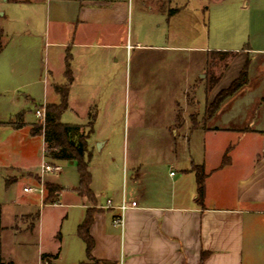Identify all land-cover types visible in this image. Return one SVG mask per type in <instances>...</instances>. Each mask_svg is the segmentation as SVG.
<instances>
[{"label": "crops", "instance_id": "crops-1", "mask_svg": "<svg viewBox=\"0 0 264 264\" xmlns=\"http://www.w3.org/2000/svg\"><path fill=\"white\" fill-rule=\"evenodd\" d=\"M157 1L161 0H155L147 7L144 2V10L165 11L163 5V8L156 6ZM167 2L170 5L173 0ZM257 4H260L258 9L264 11V0ZM129 11V0H50L45 12V35L48 38L46 45L54 50L48 57L44 76L41 77L40 72L37 74L30 65L23 68L12 65L11 77H25L29 81L9 90L14 94L20 88H28L24 98L34 99L31 96L36 93L37 84L43 81L42 104H58L60 97L56 86L67 83L69 65L72 81L68 86V107L70 103L74 105L81 101L80 95H88L90 97L84 99L89 106L86 119L89 121L90 114L95 111L92 115L96 120V106L101 103L97 104L99 99L94 96L101 95L111 86L116 93L119 84L116 80L118 72L112 63L119 60L114 55L127 48ZM174 48L187 49L189 66L184 77L174 70L170 76L173 81L169 84L174 87L172 93H163L155 103V127L164 128V133L148 139V150L145 151L138 136L123 142L124 181L128 180L134 192L102 201L105 189L96 185L100 180L110 181L112 176L104 167L96 171L90 167L93 201L77 192L79 185L71 188L54 178H41L38 168L50 158L45 156L44 134L33 133L37 120L22 118L18 125L0 121V161L7 160L6 166L0 168V176L8 185L7 197L11 196L12 186L22 180L29 184L24 185L22 193L32 195L23 203L27 209L18 218L27 221L33 213L28 209L33 207V199L43 201V195L38 192L24 190L39 187L40 184H36L39 178L62 188L56 203L44 204H60L64 189L71 188L77 193L82 200L77 229L87 212L92 214L90 254L86 241L77 230L72 261L66 264H264V112L253 113L258 127L234 129L229 126L239 117L250 116V106L258 100L257 91L248 93L246 80L238 91L223 101L211 118L207 116V108L215 96L228 89L241 75L248 57L253 54L264 57V47H252L248 42V46L240 51H226L237 56L212 90L205 83L202 72L207 65V53L212 50L195 46ZM194 48L200 50L193 51ZM256 82L261 83L260 80ZM247 100L250 103L245 105ZM243 110L247 114H242ZM84 123L78 125L85 126ZM230 133L239 135L236 136L238 143L233 147L226 145ZM112 142L110 137L89 138L92 150L96 143L100 144V150H105ZM108 152H114L113 147ZM226 154L228 162L223 165ZM18 158L26 163L20 166ZM166 166H176L178 170L177 173L170 171L169 182L165 178L166 169H163ZM195 166L203 167L206 175L202 203L198 202ZM83 199L87 201L83 202ZM108 200L112 207H107ZM123 201L136 202L137 206L125 211L122 227L114 223V217L119 213L117 206ZM0 208L2 223L1 204ZM37 218L28 229H36L40 213ZM58 234L61 244L58 251L42 253L51 256L47 260L52 264L68 253L64 251L67 242L60 232ZM2 255L6 261L16 264L7 259L3 251Z\"/></svg>", "mask_w": 264, "mask_h": 264}, {"label": "rangeland", "instance_id": "rangeland-1", "mask_svg": "<svg viewBox=\"0 0 264 264\" xmlns=\"http://www.w3.org/2000/svg\"><path fill=\"white\" fill-rule=\"evenodd\" d=\"M49 1L0 0V36L3 46L0 51V121L18 125L21 119L25 118L30 121L37 120L36 125L44 124L36 115L37 109L46 110V105L42 104L43 81L37 84L36 93L31 96L34 99L24 98L28 88H20L14 94L9 89L29 81L25 77H11L12 65L19 68L30 65L37 74L40 72L41 77L44 76L48 57L54 50L53 47L46 45L48 38L45 35V12ZM259 1L262 3V0H173L169 5L167 0H161L157 1L156 6L163 8V5L166 10L150 12L144 10V2L147 7L155 0H129L127 48L114 55L119 60L112 63V67L114 68L115 65L118 72L116 80L119 84L116 93L111 86L101 95L94 96L95 99H99L96 103L101 104L96 106L97 117L91 139L110 137L116 142H112L105 150H100L96 143L92 150L90 167L95 171L104 167L112 174L110 181L100 180L96 185L105 189L102 201L134 192L128 180L124 181L126 166L123 142L127 141V138L131 141L133 137L138 136L142 139L141 148L145 151L148 150L149 145L146 141L165 131L164 128L155 127V103L163 93L167 91L169 94L172 93L174 87H170L169 84L173 81L170 80V76L174 70L180 71V77H184L185 69L189 66L187 49L174 47L195 46L212 50L207 53V65L202 69L205 83L209 90H212L237 56L233 52L222 54L213 50L240 51L244 46H248V42L252 47H264V11L258 9ZM170 8H179V11L169 16ZM200 48L192 50L199 51ZM246 62H248L246 88L248 93L257 91L258 100L255 105L250 106L248 112L250 116L239 117L229 124L230 128L234 129L258 127L253 113L264 112V57L253 54ZM211 77L215 79V83L210 86ZM238 78H241V75ZM257 80L261 81L262 86L256 82ZM111 82L115 83L114 80ZM180 83H176V87ZM80 96L82 100L74 105L70 103L61 119L63 123L85 122L84 131L88 136L91 131L90 123L86 119L89 106L84 99L90 96ZM57 99L59 100L58 97ZM248 103L250 100H247L245 105ZM94 113L95 111H92V114ZM242 114H247L246 110H243ZM236 136L239 135L234 133L227 135L226 145L232 147L237 145L239 138ZM111 147L114 152L109 153ZM17 161L20 166L26 163L22 158H18ZM47 162L55 161L49 159ZM5 164L7 160H1L0 168L5 167ZM58 164L61 165L62 171L59 174H45L44 178L51 177L63 186L77 187L79 173L76 162L60 161ZM163 169H166L167 182L170 171L176 173L178 171L176 166L172 168L166 166ZM40 170L41 165L38 172ZM41 183L46 187L47 182L39 178L36 184ZM24 185L29 184L22 180L13 185L11 196L7 197L8 185L0 176L4 256L12 259L16 264H52L51 261L42 260V253L58 251L61 245L58 240L60 232L67 242L64 251L67 250L68 253L63 259L55 261V264L70 263L74 248L73 240H78L77 225L82 210V200L70 188L63 190L60 204H44L48 196L45 191L43 201L33 199V207L28 208L33 213L26 218L27 221L20 220L18 215L27 209L23 203L32 198V195L22 193ZM85 201L87 200L83 199V202ZM39 213L40 219L37 222ZM35 218H37L36 229H28Z\"/></svg>", "mask_w": 264, "mask_h": 264}, {"label": "trees", "instance_id": "trees-1", "mask_svg": "<svg viewBox=\"0 0 264 264\" xmlns=\"http://www.w3.org/2000/svg\"><path fill=\"white\" fill-rule=\"evenodd\" d=\"M171 1V0H168ZM179 11V8H170L168 15H174ZM2 42L0 36V51L2 50ZM218 53H227L226 51H217ZM247 64L246 62L243 70L241 71V78L236 79L228 89L220 91L213 102L207 108V116L211 118L220 105L225 101L226 98L232 96L238 89L243 86L247 80ZM67 83L62 86H56V92L60 97L58 104H47L46 105V119L44 124L34 125L33 133H43L46 143L45 156L54 161H75L79 173V186L77 192L80 195H85L89 200L93 201L95 196L91 188V172H90V161L92 158V149L89 144V138L94 132L95 116L90 114V133L88 136L85 135L84 126L78 124H66L61 121L62 114L68 107V86L72 81L70 66L68 65L66 71ZM241 80V81H240ZM210 86L215 83L214 78L209 80ZM228 153V152H227ZM228 156L225 155L223 159V165L227 164ZM197 183H198V202L202 203L203 198V187L205 182L204 168L195 166ZM46 189L48 196L46 203H56L57 195L61 191V187L56 184L46 183ZM93 222V217L90 212L87 215L83 223L79 226L78 232L80 236L86 241L87 251L90 254L93 241L90 237V226ZM1 208H0V264H14L12 261H6L2 255L1 250ZM49 255L43 254L42 260H47Z\"/></svg>", "mask_w": 264, "mask_h": 264}, {"label": "built area", "instance_id": "built-area-1", "mask_svg": "<svg viewBox=\"0 0 264 264\" xmlns=\"http://www.w3.org/2000/svg\"><path fill=\"white\" fill-rule=\"evenodd\" d=\"M36 115L39 119L43 120V122L45 123V119H46L45 108L37 109ZM45 151H46V148H45ZM61 171H62V167L60 164H58L57 162L49 163L46 161L41 164L40 175L42 178L45 174H49V173L59 174ZM45 189L46 187L44 183H41L39 187H27L24 190L27 192H38L40 195H43ZM136 206H137L136 202H132L131 204H128L127 202L123 201L119 206H117L119 213L114 217V223L118 226L123 227L125 223V218H124L125 211L128 210L129 208H133ZM107 207H112L111 200L107 201Z\"/></svg>", "mask_w": 264, "mask_h": 264}, {"label": "water", "instance_id": "water-1", "mask_svg": "<svg viewBox=\"0 0 264 264\" xmlns=\"http://www.w3.org/2000/svg\"><path fill=\"white\" fill-rule=\"evenodd\" d=\"M98 146H100V144H98Z\"/></svg>", "mask_w": 264, "mask_h": 264}]
</instances>
